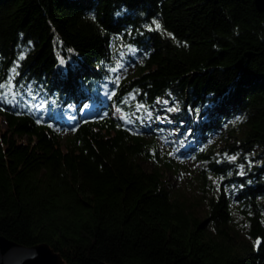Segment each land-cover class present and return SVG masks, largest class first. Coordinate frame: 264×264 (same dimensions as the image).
<instances>
[{
    "label": "trees",
    "instance_id": "obj_1",
    "mask_svg": "<svg viewBox=\"0 0 264 264\" xmlns=\"http://www.w3.org/2000/svg\"><path fill=\"white\" fill-rule=\"evenodd\" d=\"M128 47L141 60L115 82ZM17 61L16 89L33 83L45 99L0 96V234L47 242L64 264H264V10L254 0H0V82ZM165 97L197 145L233 120L227 149L258 155L253 180L229 196L209 178H226L228 162L188 149L209 195L202 215L167 186L174 162L141 116Z\"/></svg>",
    "mask_w": 264,
    "mask_h": 264
},
{
    "label": "rangeland",
    "instance_id": "obj_2",
    "mask_svg": "<svg viewBox=\"0 0 264 264\" xmlns=\"http://www.w3.org/2000/svg\"><path fill=\"white\" fill-rule=\"evenodd\" d=\"M24 50L25 46L22 47L23 53L25 52ZM19 56L21 57V55ZM141 57L137 47L119 49L115 56L116 73L113 80L116 82L123 76L133 74ZM16 71L17 68L14 72L12 71L11 80L8 78L6 81L0 82V94H3V97L7 94L19 93L20 91L22 96L34 101L33 104L38 108L43 104L42 102L45 99L43 91L38 86H34L33 83L23 85L21 89L17 90L12 80ZM177 105L176 100L171 99V97H165L158 101V105L150 108L146 113L141 114V116H144L146 122L156 131L155 139L160 157L169 156L174 162L173 167L164 172L167 186H169L171 192L175 195H180L181 199L186 200L187 204L190 203L196 214L202 215L209 195L208 193L205 194L201 189L200 180L198 179V171L202 167V163L199 159H195L192 156L194 153H191L188 149L193 146H197L198 148L212 147L218 161L228 162V166H230L228 169L231 172L229 175H226V178L211 175H209V178L214 190H227L229 196L237 192L242 180L244 182L253 180L250 172H254V166L258 164V155L254 150L244 153L239 149H233L232 152L227 149L228 142L232 141V137L229 136L228 132L235 125L233 120H230L225 128H219L207 141H203L201 145H197L196 139L188 135L190 129L185 124L184 119L180 118L178 120L175 116ZM71 112L72 106L69 107V112L66 116L68 119H71ZM3 130H5V122L0 116V131ZM66 131L68 130L64 129L63 134H66ZM233 156H235V159L231 158ZM160 163L162 162L156 159L143 161L144 166L148 168L153 167L155 164L159 166L161 165ZM232 217V225L236 228L239 237L251 242L252 239L246 233V224L242 216L233 211Z\"/></svg>",
    "mask_w": 264,
    "mask_h": 264
},
{
    "label": "water",
    "instance_id": "obj_3",
    "mask_svg": "<svg viewBox=\"0 0 264 264\" xmlns=\"http://www.w3.org/2000/svg\"><path fill=\"white\" fill-rule=\"evenodd\" d=\"M254 3L264 10V0ZM0 264H64V260L47 242L25 245L0 234Z\"/></svg>",
    "mask_w": 264,
    "mask_h": 264
},
{
    "label": "snow or ice",
    "instance_id": "obj_4",
    "mask_svg": "<svg viewBox=\"0 0 264 264\" xmlns=\"http://www.w3.org/2000/svg\"><path fill=\"white\" fill-rule=\"evenodd\" d=\"M117 14H119V13H117ZM89 15H92V14L89 13ZM94 18H95V17L93 16V19H94ZM155 24H156V27H157V28L160 27L158 21H155ZM145 27L148 28L149 30H152V25H151V24L145 25ZM168 35L171 36L172 34H171V33H168ZM29 43H31V41H29ZM20 55H21V56H24L25 53L21 52ZM61 63H64L63 59L61 60ZM18 64H19V61H17V62L13 65L12 69H10L9 71H13V72H14V71L16 70V67L18 66ZM9 80H11V77H9ZM2 95H3V94H0V96H2ZM170 110H171V109H170ZM237 119H242V117H237ZM225 155H227V154H225ZM231 158H232V159H235V156H233V157H231ZM257 244H259V238L257 239Z\"/></svg>",
    "mask_w": 264,
    "mask_h": 264
}]
</instances>
